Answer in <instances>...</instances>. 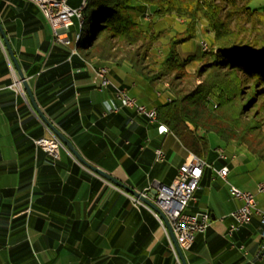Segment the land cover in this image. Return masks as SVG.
I'll use <instances>...</instances> for the list:
<instances>
[{
	"label": "crops",
	"instance_id": "1",
	"mask_svg": "<svg viewBox=\"0 0 264 264\" xmlns=\"http://www.w3.org/2000/svg\"><path fill=\"white\" fill-rule=\"evenodd\" d=\"M0 24L36 103L85 160L145 195L152 185L172 182L192 152L159 121L125 106L114 88L147 107L165 101L166 92L139 100L131 90L139 79L125 63H110L105 76L111 84L100 86L97 67L70 56L71 45L52 43L47 21L23 0H0ZM73 110L77 116L70 119ZM41 136L49 132L34 114L0 36V264H180L150 208L80 164L65 147L53 159L32 142ZM207 139L209 151L202 156L212 166L203 168L186 210H206L210 224L182 250L185 260L264 264V256L255 253L262 234L256 214L227 233L229 213L241 200L213 169L228 166L229 183L254 191L229 178L252 164V157L244 148H226L212 134ZM218 146L227 158L217 157ZM254 194L264 210V196Z\"/></svg>",
	"mask_w": 264,
	"mask_h": 264
},
{
	"label": "trees",
	"instance_id": "2",
	"mask_svg": "<svg viewBox=\"0 0 264 264\" xmlns=\"http://www.w3.org/2000/svg\"><path fill=\"white\" fill-rule=\"evenodd\" d=\"M84 2L80 37L74 44L79 62L87 61L95 66L104 64L107 68L110 63H125L139 71L136 65L144 55L139 49L128 51L121 58L118 55L122 47L138 45L137 42H140L138 47H142L153 37L148 24L136 19L146 8L156 17L167 13L183 17L180 28L166 41V50L157 63L160 67L157 73L143 76L148 82L161 74L178 72L191 60L192 55L181 57L177 47L196 36L198 18L203 17L212 38L210 50L201 55L209 54L210 60L201 64L197 71L200 73L207 68V76L193 88L158 103L155 106L157 121L198 157L203 158V153L209 151L207 135L212 134L224 146L244 148L254 162L264 167V109L250 117L245 115L257 98L264 95V5L253 7L248 0ZM94 20L95 28L88 36ZM123 58L129 62L120 60ZM244 82L250 83L252 91L239 101L240 85ZM76 116V110L68 114L70 119ZM41 137L33 138L32 142L35 144L34 140ZM199 234L196 233L195 238Z\"/></svg>",
	"mask_w": 264,
	"mask_h": 264
},
{
	"label": "built area",
	"instance_id": "3",
	"mask_svg": "<svg viewBox=\"0 0 264 264\" xmlns=\"http://www.w3.org/2000/svg\"><path fill=\"white\" fill-rule=\"evenodd\" d=\"M34 5L42 14L51 29L52 43L69 44L73 43L70 35V28L74 26L73 18L75 11H81L84 3L78 6H70L68 0H23ZM76 35V34H75ZM96 74L101 78L100 86L111 84L105 76L107 69L98 67ZM117 96L125 106L133 108L135 111L144 114L149 120H156L157 112L154 107H147L137 103L134 97L130 96L125 89L114 88ZM36 145H40L53 159H58L60 142L54 137H41L34 140ZM216 155L220 159L227 158V154L222 146L215 149ZM156 157L161 159L163 153L161 149H156ZM205 166H212L205 159L190 153L188 158L178 168L177 173L171 183L160 186L156 195V203L162 209L170 221L175 238L182 250H188L194 241L195 234L204 232L210 224V216L206 210L187 211V206L194 198V191L199 186L202 170ZM216 174L228 183L229 193L232 197L241 200V204L229 213L232 221L229 223L227 233L231 234L240 226L250 222L253 214L258 216V222L262 234L258 242L256 256H264V210L258 207L255 194L250 190H242L227 181L229 168L226 165L213 168ZM256 192L264 196V183L258 182ZM133 199L137 200L132 196ZM160 224L164 227L161 218L154 212ZM167 232V230H166ZM170 246L176 255L175 249L168 236ZM245 253V252H244Z\"/></svg>",
	"mask_w": 264,
	"mask_h": 264
},
{
	"label": "rangeland",
	"instance_id": "4",
	"mask_svg": "<svg viewBox=\"0 0 264 264\" xmlns=\"http://www.w3.org/2000/svg\"><path fill=\"white\" fill-rule=\"evenodd\" d=\"M68 1L69 3H72L75 6H78L82 0H68ZM248 1H249V4L253 7H261L264 5V0H248ZM136 19L137 21L141 22L144 25L148 24L149 30L151 31L153 37L146 40V43L142 47L141 46L138 47L140 42H137L138 45L135 44V45H131L125 48L122 47L120 49V55H118V58H121L128 51H133L135 48L139 49L141 54L144 53V55L140 57V59L138 60V64L136 65L139 71L134 70V72L137 75V78L139 79L138 83L134 88L131 89L139 100L146 101L147 99H150L152 95H154V91H157L159 94H161L162 92H166L165 94L166 99L173 98L175 97L176 93L185 92L193 88L195 85H197L198 83H200L202 80L206 78L209 69L206 68L204 71H201L200 73H198L197 71L201 64L207 63L210 60L209 54L205 56L201 55L202 52H208L210 50L211 48L210 43H211V38H212V33H210V31L207 29V22L205 21V19H203V17L200 16L198 18L197 25H196V36L178 45L177 47L178 51L180 52L181 57L185 58L186 56L192 55L191 60L183 64L184 66L182 65V67L180 68L178 72L175 73V71H172L170 73L167 72V73L161 74L158 77H156L152 82L150 81L148 82L143 76L145 75L151 76L157 73V71L160 68L157 63L160 61V59L162 58V55L164 54L166 50V46H167L166 41L169 35L173 33L174 30L180 28L179 22L183 20V17L180 15L174 16L173 14H170V13L161 14L159 17H156L155 15H152L150 8H146L145 12H143L142 15ZM73 22H74V26H71L70 28V35L72 38L75 37V32H76L75 25L77 23V19L75 17L73 18ZM148 22H150L151 25H149ZM233 22L234 20L231 21V24ZM95 25H96V20L92 22L90 33L88 34V36L89 35L91 36V33L93 32L95 28ZM74 44L75 42L71 44L70 52L71 54L72 53L78 54ZM62 45L70 46V43L62 44ZM120 60H122L123 62H127V63L129 62V59H126V58H123ZM90 64L93 65V63H90ZM99 66H105V65L98 64L96 67L98 68ZM251 91L252 89H251L250 83L248 82L242 83V85H240V90H239V93H242L239 96L240 97L239 101H243L244 98ZM208 96H211V95H208ZM135 100L137 101V103L143 104L139 102L137 99ZM262 108L264 109V95L262 97L257 98V101L255 102V104L251 107V109L245 115L246 117H250L253 113H255L256 115V113L259 112L260 109ZM156 120H157V117H156ZM189 127L192 129L191 125H189ZM47 130L49 132V136H43V137L49 138L51 136H54L60 142L59 148L65 147L61 143V141L48 128ZM198 132L201 133L200 130ZM209 139L212 142L214 140L212 137H210ZM225 147L230 150H233V149H235L236 151L238 150L237 149L238 147H235L234 145L231 146L230 144L225 145ZM241 148L239 149V152H243L242 150L243 148L242 149ZM251 160L253 161L252 158ZM234 172H236V174L235 175L230 174L229 178H234L236 182H238L239 184H244V186L252 187V188L253 186H255L256 188L258 182L264 183V167L261 165H257L254 161L252 164H249L248 166L246 165L244 171L238 169V170H235ZM239 186L243 187L241 185ZM159 187H157V189ZM242 190H245V189H242ZM255 190L254 191L250 190V191L254 193Z\"/></svg>",
	"mask_w": 264,
	"mask_h": 264
},
{
	"label": "water",
	"instance_id": "5",
	"mask_svg": "<svg viewBox=\"0 0 264 264\" xmlns=\"http://www.w3.org/2000/svg\"><path fill=\"white\" fill-rule=\"evenodd\" d=\"M83 1V0H82ZM0 36L3 40L4 46L10 56V59L14 65V68L17 72L19 82L22 84L26 95L28 97L29 104L34 112V114L38 117V119L61 141V143L68 149V151L73 155V157L82 165L93 171L94 173L98 174L102 178L112 182L114 185L124 189L128 193H130L133 197H135L137 200L145 204L148 208H150L153 212H155L163 221L167 233L169 235V238L171 240V243L175 249L176 255L178 257V260L180 264H187L183 251L180 248L174 232L171 228L170 221L162 211V209L157 205L156 203V194L158 192L157 186L152 185L149 189V192L147 195L142 194L141 192H138L130 187H128L126 184L109 174L108 172L104 171L100 167L88 162L85 160L82 155L77 151L75 146L73 145L70 138L62 131L60 130L55 124H53L48 117L44 114V112L41 110V108L36 103L34 96L32 94V91L27 83V80L18 64V61L16 59V56L13 52V50L10 47V44L7 40L6 34L0 24Z\"/></svg>",
	"mask_w": 264,
	"mask_h": 264
},
{
	"label": "bare ground",
	"instance_id": "6",
	"mask_svg": "<svg viewBox=\"0 0 264 264\" xmlns=\"http://www.w3.org/2000/svg\"><path fill=\"white\" fill-rule=\"evenodd\" d=\"M83 3H84V1H83ZM75 18L77 19V23L75 25V31H76L75 34L76 35L73 38V42H76L80 37V28H81V22H82V8H81V11H75ZM99 67H103L104 69H107V67H105V66H99ZM222 149H224V147H222Z\"/></svg>",
	"mask_w": 264,
	"mask_h": 264
}]
</instances>
